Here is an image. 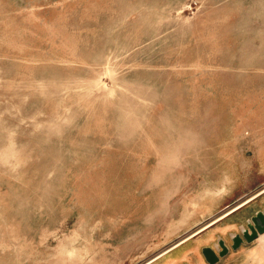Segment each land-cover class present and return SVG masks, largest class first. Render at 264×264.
Listing matches in <instances>:
<instances>
[{"label": "rangeland", "instance_id": "1", "mask_svg": "<svg viewBox=\"0 0 264 264\" xmlns=\"http://www.w3.org/2000/svg\"><path fill=\"white\" fill-rule=\"evenodd\" d=\"M262 188L264 0H0V264H145ZM250 204L150 264H264Z\"/></svg>", "mask_w": 264, "mask_h": 264}, {"label": "water", "instance_id": "2", "mask_svg": "<svg viewBox=\"0 0 264 264\" xmlns=\"http://www.w3.org/2000/svg\"><path fill=\"white\" fill-rule=\"evenodd\" d=\"M264 234V209L257 211L247 221L246 229L242 230L241 236L235 235L231 238V250H237L242 244H250ZM219 250L216 252L210 247H204L201 249V255L203 256L207 264H217L220 259L226 256L229 252L228 247L220 239L218 240Z\"/></svg>", "mask_w": 264, "mask_h": 264}, {"label": "bare ground", "instance_id": "3", "mask_svg": "<svg viewBox=\"0 0 264 264\" xmlns=\"http://www.w3.org/2000/svg\"><path fill=\"white\" fill-rule=\"evenodd\" d=\"M264 194V188H262L259 192H257L256 194L250 196L248 199L242 201L241 203L237 204L236 206L232 207L230 210H228L227 212L223 213L222 215L216 217L214 220L210 221L209 223L205 224L204 226L200 227L197 230H194L193 232H191L188 236L184 237L183 239H181L180 241H178L177 243H175L173 246H171L170 248L166 249L165 251H163L162 253H160L159 255H157L156 257H154L153 259H151L150 261L146 262L145 264H150L156 260H158L159 258L163 257L164 255L168 254L169 252H171L173 249H175L176 247H178L180 244H183L184 242H186L187 240L197 236L198 234L204 232L205 230H207L208 228H210L211 226H213L214 224H216L217 222L223 220L224 218H227L228 216L234 214L235 212L239 211L241 208H244V206L248 205L250 202H252L254 199L258 198L259 196ZM218 224V223H217ZM214 227V226H213ZM188 231V230H187Z\"/></svg>", "mask_w": 264, "mask_h": 264}, {"label": "crops", "instance_id": "4", "mask_svg": "<svg viewBox=\"0 0 264 264\" xmlns=\"http://www.w3.org/2000/svg\"><path fill=\"white\" fill-rule=\"evenodd\" d=\"M262 199H264V194L261 195V196H259V197L256 198V199H254L252 202H254V201H259V200H262ZM252 202H250V203H252ZM250 203H249L248 205L244 206V208L250 206V205H251ZM231 206H232V204H231L229 207L227 206V209H226V210H228L229 208H231ZM241 209H243V208H241ZM241 209H240V210H241ZM223 212H225V210H224ZM237 212H238V211H237ZM235 213H236V212H235ZM232 215H233V214H232ZM230 216H231V215H230ZM230 216H228V217H230ZM228 217H227V218H228ZM227 218H224L223 220H225V219H227ZM223 220H221V221H223ZM221 221H219V222H217V223H220ZM217 223H216V224H217ZM216 224H214V225H216ZM211 227H212V226H211ZM191 239H192V238H191ZM191 239H189V240H191ZM189 240H187V241H189ZM218 240H220V239H218ZM182 245H183V244H182ZM179 247H180V246H179ZM176 248H178V247H176ZM176 248H175V249H176ZM175 249H173V250H175ZM173 250H172V251H173ZM172 251H171V252H172ZM169 253H170V252H169Z\"/></svg>", "mask_w": 264, "mask_h": 264}]
</instances>
